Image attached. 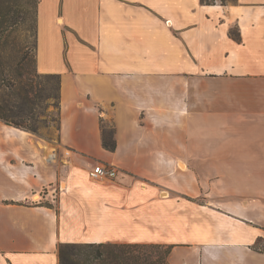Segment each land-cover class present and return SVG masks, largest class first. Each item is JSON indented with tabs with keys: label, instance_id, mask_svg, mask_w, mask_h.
I'll use <instances>...</instances> for the list:
<instances>
[{
	"label": "crops",
	"instance_id": "1",
	"mask_svg": "<svg viewBox=\"0 0 264 264\" xmlns=\"http://www.w3.org/2000/svg\"><path fill=\"white\" fill-rule=\"evenodd\" d=\"M37 22L59 140L0 119V264H60V243L264 264V0H39Z\"/></svg>",
	"mask_w": 264,
	"mask_h": 264
},
{
	"label": "trees",
	"instance_id": "2",
	"mask_svg": "<svg viewBox=\"0 0 264 264\" xmlns=\"http://www.w3.org/2000/svg\"><path fill=\"white\" fill-rule=\"evenodd\" d=\"M22 1V0H21ZM34 1V2H33ZM211 3L214 0H203ZM224 2V0H223ZM35 6V39L37 42V7L39 0H32ZM20 4V0H0V45L7 39L10 26L27 20L29 9ZM231 35L239 39V33ZM36 49V47H35ZM29 53L17 51L5 53L0 48V119L7 125L26 131H36L27 121L34 119L37 107L47 98H55L61 108V75L41 74L37 71L36 55L30 57L35 63V72L26 71ZM25 72V73H24ZM40 77L56 80V93L51 94ZM48 123V121H46ZM104 146L115 149L112 130H104ZM172 246L150 244H94V243H60V264H168Z\"/></svg>",
	"mask_w": 264,
	"mask_h": 264
},
{
	"label": "rangeland",
	"instance_id": "3",
	"mask_svg": "<svg viewBox=\"0 0 264 264\" xmlns=\"http://www.w3.org/2000/svg\"><path fill=\"white\" fill-rule=\"evenodd\" d=\"M226 1V0H225ZM34 2V1H33ZM21 5H25L29 9L27 20H21L17 25L9 27L6 33L7 39L3 41L0 48L5 53H14L22 51L29 53L27 61L26 73L35 72L36 67L33 61H30V57L36 55V39H35V6L32 4V0H20ZM24 6V7H25ZM24 72V73H25ZM40 83H45L51 94L56 93V80L48 79L44 77L38 78ZM36 117L27 121L28 124L35 126L36 131H29L33 136L48 140L50 142H58L59 140V107L56 105L55 98H47L41 102L37 107ZM48 121V123H46ZM104 126L108 127L107 124ZM108 130V128H107ZM44 193L41 192V195ZM45 199V197H44Z\"/></svg>",
	"mask_w": 264,
	"mask_h": 264
},
{
	"label": "built area",
	"instance_id": "4",
	"mask_svg": "<svg viewBox=\"0 0 264 264\" xmlns=\"http://www.w3.org/2000/svg\"><path fill=\"white\" fill-rule=\"evenodd\" d=\"M118 170L115 167L99 164L91 171V177L95 181H103L107 179H113L117 176ZM41 192L44 194L40 198H49L52 202H57L59 199L60 188L57 185H49L45 187Z\"/></svg>",
	"mask_w": 264,
	"mask_h": 264
},
{
	"label": "bare ground",
	"instance_id": "5",
	"mask_svg": "<svg viewBox=\"0 0 264 264\" xmlns=\"http://www.w3.org/2000/svg\"><path fill=\"white\" fill-rule=\"evenodd\" d=\"M41 197V196H40Z\"/></svg>",
	"mask_w": 264,
	"mask_h": 264
}]
</instances>
